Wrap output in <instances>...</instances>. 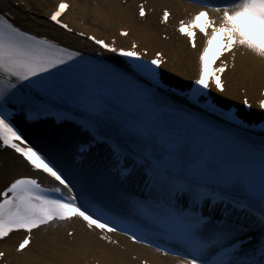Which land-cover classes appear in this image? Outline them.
<instances>
[{"label": "snow or ice", "instance_id": "snow-or-ice-1", "mask_svg": "<svg viewBox=\"0 0 264 264\" xmlns=\"http://www.w3.org/2000/svg\"><path fill=\"white\" fill-rule=\"evenodd\" d=\"M189 3L193 11L176 31L192 49L197 33L204 44L191 83L171 87L162 53L145 61L136 43L124 49L88 36L125 58L108 63L0 14V147L29 169L4 173L0 241L23 233L15 251L24 253L35 231L78 220L118 245L109 236L115 217L90 207L99 203L126 222L119 231L133 244L154 245L179 264H264V134H249L236 111H223L212 90L225 94L229 64L210 68L209 61L210 53L213 63L231 53L234 69L243 50L264 63V0ZM69 7L60 2L47 20L72 33L62 21ZM146 15L140 4L139 17ZM172 15L165 7L160 23ZM242 104L253 107L246 94ZM93 152L99 158L88 164Z\"/></svg>", "mask_w": 264, "mask_h": 264}, {"label": "bare ground", "instance_id": "bare-ground-1", "mask_svg": "<svg viewBox=\"0 0 264 264\" xmlns=\"http://www.w3.org/2000/svg\"><path fill=\"white\" fill-rule=\"evenodd\" d=\"M60 0H0V11L9 13L15 18L16 25L37 35L47 36L73 48L93 51L94 47L76 35H68L49 24L47 17L56 8ZM123 1L126 4L123 5ZM70 8L64 16L72 29L87 35H95L101 39L115 38L121 46L130 47L132 42L139 48L147 50L153 56L163 53L167 59L163 66L165 78L188 84L198 72L199 51H191L186 40L179 38L174 26L183 16L191 13L171 0H68ZM147 3L152 9L146 19L138 18L137 5ZM167 7L173 13L168 26L160 25V15ZM125 28V29H123ZM129 30L126 39L118 37L119 31ZM165 34L168 40H163ZM111 60L114 56L109 57ZM226 82L224 95L217 98L227 106L239 105L247 95L253 105L251 120H262L264 112L256 107L262 99L264 89V63L237 54L236 67L224 74ZM243 92V94H242ZM15 158L8 151L0 154V190H3L6 177L5 171L11 174L24 173L26 167L14 166ZM74 231L69 237L68 232ZM19 239L11 236L7 241L0 242V251L5 259L0 264H174L172 261L159 258L154 253L129 245L120 240L118 246L106 245L98 239L97 233L88 232L78 222L72 224L53 225L34 234L30 247L21 254L15 251Z\"/></svg>", "mask_w": 264, "mask_h": 264}]
</instances>
